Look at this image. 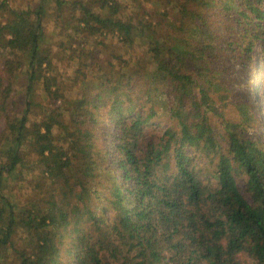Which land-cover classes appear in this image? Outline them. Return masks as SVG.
<instances>
[{
    "label": "trees",
    "instance_id": "1",
    "mask_svg": "<svg viewBox=\"0 0 264 264\" xmlns=\"http://www.w3.org/2000/svg\"><path fill=\"white\" fill-rule=\"evenodd\" d=\"M107 2L96 13L0 0V120L17 135L0 149V249L16 264H264V140L250 133L264 124L252 79L245 99L231 97L220 62L231 53L248 67L259 50L264 67V0H166L158 37ZM48 3L60 54L72 58L82 37L129 46L138 34L150 68L90 71L70 99L49 82ZM25 158L49 176L44 207L17 209L3 190Z\"/></svg>",
    "mask_w": 264,
    "mask_h": 264
},
{
    "label": "rangeland",
    "instance_id": "2",
    "mask_svg": "<svg viewBox=\"0 0 264 264\" xmlns=\"http://www.w3.org/2000/svg\"><path fill=\"white\" fill-rule=\"evenodd\" d=\"M11 5L15 8L30 6L36 10L38 8V0H10ZM67 3L73 1H82L92 12L102 13L107 0H65ZM124 6V11L121 15H132L136 20L145 19L153 22L156 26L153 28L155 37L161 34L158 16L167 9L166 0H116ZM65 11L68 12V6H65ZM53 5L47 4L43 19V44L49 46L52 50V58L54 65L52 67L53 74L49 77V82L52 85L62 88L70 93L69 98L73 99L76 95L79 79L83 75L89 74L90 71L100 70L102 72L125 71V69H141L147 70L150 68V55L147 52V46L144 38L136 34L132 44L127 46L122 38H118L117 34L107 32L105 35L94 38L82 37L83 44L75 50L73 57L70 58L67 54H60L58 50V42L62 41L63 32L53 26ZM214 18V17H213ZM216 18V17H215ZM225 19L218 17L217 22L220 23L219 32L221 45L225 40L223 27ZM218 23V24H219ZM65 39H63L64 41ZM259 50H256V55L248 67H242L241 63L232 56L231 53H225L221 58V66L226 71L224 75L225 86L228 88L229 94L234 98L245 99L248 96L247 79H252L250 87L254 92V103L257 106L256 116L260 123L264 124V67L258 58ZM72 55V54H70ZM21 94V93H20ZM22 97V94L20 95ZM19 100V99H18ZM37 100L42 101V95L37 92ZM163 121V119H162ZM167 121V119H166ZM166 121H163L165 127ZM22 140L21 151L24 157L27 148L28 133ZM250 133L264 140V128L250 129ZM17 135L8 133L4 130V121L0 120V149L7 141H14ZM21 174L12 179L10 176H5L7 181L3 185V190L8 198L16 204L17 209H22L27 203L39 201L44 207V196L48 189L49 176L39 175L38 168L30 164V160L25 158L24 166L18 172ZM17 243L23 238L22 230L17 228L14 235ZM242 264H248L247 260H243ZM17 259L15 254L7 249H0V264H16Z\"/></svg>",
    "mask_w": 264,
    "mask_h": 264
}]
</instances>
